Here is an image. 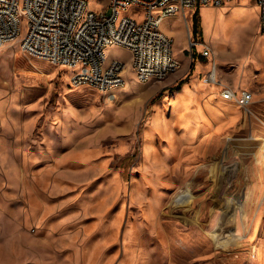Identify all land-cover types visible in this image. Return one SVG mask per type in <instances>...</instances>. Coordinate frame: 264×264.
Returning a JSON list of instances; mask_svg holds the SVG:
<instances>
[{
    "label": "rangeland",
    "instance_id": "374dc122",
    "mask_svg": "<svg viewBox=\"0 0 264 264\" xmlns=\"http://www.w3.org/2000/svg\"><path fill=\"white\" fill-rule=\"evenodd\" d=\"M186 13L161 26L174 57L209 63L202 44L218 62L253 58L263 36L256 4ZM230 13L241 20L225 45L206 27ZM106 55L126 64V85L102 93L29 57L20 39L0 48V264H264V105L257 115L237 106V120L200 131L205 109L198 119L167 113L147 155L154 105L194 71L142 84L129 51Z\"/></svg>",
    "mask_w": 264,
    "mask_h": 264
},
{
    "label": "built area",
    "instance_id": "2783aa9c",
    "mask_svg": "<svg viewBox=\"0 0 264 264\" xmlns=\"http://www.w3.org/2000/svg\"><path fill=\"white\" fill-rule=\"evenodd\" d=\"M230 1L256 4L264 34V0H0V48L20 39L29 57L76 68L71 78L75 87L108 93L125 86L127 68L108 59L109 47L130 52V66L140 83L163 81L181 68L173 55V39L161 31L164 20ZM189 41L192 51L198 43ZM201 55L211 64L208 82L222 86V98L248 112L253 93L245 89L238 94L222 85L212 48L203 45Z\"/></svg>",
    "mask_w": 264,
    "mask_h": 264
},
{
    "label": "crops",
    "instance_id": "0c3cea01",
    "mask_svg": "<svg viewBox=\"0 0 264 264\" xmlns=\"http://www.w3.org/2000/svg\"><path fill=\"white\" fill-rule=\"evenodd\" d=\"M178 16H180V15H178ZM178 16H175V17L177 18ZM170 18H172V17H170ZM259 38H261V39L259 41H257V45H256V48L254 51L253 58H248L245 61L242 60L239 63H235L232 59L224 60L221 62L217 61L218 78H219V81L223 85L230 87L232 90H234L238 94H240V92L242 90H245V89L252 90L253 95H254V102L250 106V111L254 112L256 115L258 113H260V111H261L260 109L262 108V105H264V101H263V98H264V34H263V36H261ZM202 48H203V46L199 45V52L202 50ZM175 59L181 64V68L177 73H175L174 75L170 76L167 79V81L165 82V85H172L177 80L184 78L191 71H194L192 77L186 83H184L182 88L183 87L185 88L186 86H190L189 91L197 93L200 97L212 95L214 98H218V100L220 101L219 103L223 107L226 106V108H237L236 115L234 116V118L229 119V120L234 122L235 120L238 119V117L241 115L238 111L239 106L236 105L235 103L224 100L220 96V92L222 90L220 86L212 85V84L210 85L208 83L207 74L211 69L210 63L204 64L201 62H197L195 64V60L192 59V57L190 55H189V57H187L186 55H178L177 58L175 56ZM202 73H205V74L207 73L206 78L201 79ZM182 88L178 92L184 90V88L183 89ZM192 89H193V91H192ZM178 92H176V93H178ZM176 93L171 94L169 96L162 97V99H160L154 105L153 110H152V115L156 111V108H155L156 105H158L160 103L163 104L164 101L166 100V98H167L166 102L167 103L170 102L169 101L170 98L173 95H175ZM181 110L182 109L178 110V112H180ZM182 112H183V110H182ZM167 113L168 114L169 113L174 114V111L170 110ZM165 117H166V115H165ZM172 126H176L178 128V125H172ZM191 136H192V133H191ZM150 141H148V142L145 141V153L147 155L149 154L150 150L152 149V145H151ZM168 141L170 142V139L166 138V142H167L166 144L167 145L163 149H166L168 146L171 145V144L170 145L168 144L169 143Z\"/></svg>",
    "mask_w": 264,
    "mask_h": 264
},
{
    "label": "bare ground",
    "instance_id": "6f19581e",
    "mask_svg": "<svg viewBox=\"0 0 264 264\" xmlns=\"http://www.w3.org/2000/svg\"><path fill=\"white\" fill-rule=\"evenodd\" d=\"M207 7H209V6H207ZM234 14L235 13H232V14L230 13L229 15H225L224 16V22H220V19H219L218 22L221 23L219 25H217V24L213 25L211 22H209L208 26L206 27V32L211 33V36L220 34L222 37L223 43L225 45H227V40L229 39V36L231 35V33L233 31V26L241 20V13L240 14L236 13L237 15L236 14L234 15ZM230 43H231V41H230ZM213 53L216 57V55H217L216 50L213 49ZM216 59H217V57H216ZM74 69H76V68H74ZM74 69H72V68L69 69V70H71L72 74L74 72ZM68 76L71 77L69 74H68ZM209 84L211 85V83H209ZM220 87L222 88V86H220ZM189 89H190V86H186L184 88V90L173 95L169 100L170 102L167 103L166 102L167 98H166V100L164 101L163 104L160 103V104L156 105V107H155L156 111L151 116L149 123L146 127V131H145V135H144L146 142H148L152 139V135H154V133H153L154 131H161L162 130L163 124L166 120L165 115L170 110L176 112V111L182 109L184 113L190 112L194 119H198V117H200V115L202 114L203 109H205L206 110V117L204 118L202 124H199V128H197L198 129L197 131L204 130V129L208 128L209 126H211L214 121H219L223 117L232 115V114L237 112V108H226V106L223 107L220 103H218L217 101H214L213 100L214 98L212 99L209 96L200 97L197 93L190 92ZM192 91H193V89H192ZM221 97H222V95H221ZM182 110L180 112H182ZM188 119L191 120L192 118H188ZM185 123H187V122H185ZM182 124L183 123L181 122L180 125H182ZM185 125L186 124H184L183 126H185ZM183 128L186 129V127H183ZM187 128H188V126H187ZM191 133H192V137L195 136L196 130L191 132ZM186 197H187V194H184V195L181 194V196H179V201L180 202L184 201Z\"/></svg>",
    "mask_w": 264,
    "mask_h": 264
},
{
    "label": "trees",
    "instance_id": "16d2710c",
    "mask_svg": "<svg viewBox=\"0 0 264 264\" xmlns=\"http://www.w3.org/2000/svg\"><path fill=\"white\" fill-rule=\"evenodd\" d=\"M197 22H198V21H197V18H196V16H195V26L197 25Z\"/></svg>",
    "mask_w": 264,
    "mask_h": 264
}]
</instances>
